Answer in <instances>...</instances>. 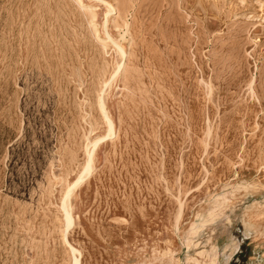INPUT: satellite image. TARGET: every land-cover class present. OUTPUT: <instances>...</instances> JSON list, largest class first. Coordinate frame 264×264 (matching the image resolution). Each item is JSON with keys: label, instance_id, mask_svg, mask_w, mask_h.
Masks as SVG:
<instances>
[{"label": "rangeland", "instance_id": "1", "mask_svg": "<svg viewBox=\"0 0 264 264\" xmlns=\"http://www.w3.org/2000/svg\"><path fill=\"white\" fill-rule=\"evenodd\" d=\"M75 258L264 264V0H0V264Z\"/></svg>", "mask_w": 264, "mask_h": 264}, {"label": "bare ground", "instance_id": "2", "mask_svg": "<svg viewBox=\"0 0 264 264\" xmlns=\"http://www.w3.org/2000/svg\"><path fill=\"white\" fill-rule=\"evenodd\" d=\"M113 9V8H112ZM111 14V13H110ZM114 14V13H113ZM107 15V14H106ZM106 31V30H105ZM108 35V34H107ZM126 41V40H125ZM120 49V51H121V55L123 56V53L125 52L124 50H123V48L121 47V48H119ZM118 67H119V65H118ZM118 69V68H117ZM120 73V72H119ZM117 77V76H116ZM115 78V77H114ZM102 109H103V111H104V113H105V117H106V120H107V125L109 126L108 128H109V134H108V136H111V135H113L114 134V124H113V122H112V120L110 119L111 117H109V115H108V113H107V111H106V109H105V106H104V104H102ZM88 120V119H87ZM91 129V128H90ZM102 139L103 138H101V140H97L96 142H94V144H93V148L92 149H95L96 148V146L102 141ZM94 154L91 152V154H90V156H89V160H88V163H87V165H86V167H85V169H84V171H83V173L78 177V179L72 184V186L70 187V189L68 190V192H67V194H66V197H65V200H64V202H63V208L64 209H67V201L69 200V198H70V196H71V193L73 192V190L75 189V188H77V186H79L80 185V183L84 180V178H85V176H87L88 174H90V172H91V170H92V164H93V156ZM71 185V184H70ZM224 197V196H223ZM218 208V207H217ZM66 223H67V227H70L71 226V224H72V218H71V214H70V212L69 211H66ZM73 249V248H72ZM212 250V249H211ZM213 250H215L214 248H213ZM73 252L74 253H79V252H77V250H75V249H73ZM206 253V252H205ZM213 253V252H212ZM216 253V252H215ZM199 254H201V253H199ZM209 254V253H208ZM208 254H207V256H208ZM217 254V253H216ZM204 255V254H203ZM213 256V255H212ZM216 256V255H215ZM204 257V256H203ZM217 258V257H216ZM204 259V258H203ZM214 259V258H213ZM195 260H197V259H195ZM211 260H212V258H211ZM209 261V260H208ZM217 261V260H216ZM207 263V262H206ZM210 263V262H209ZM216 263V262H215ZM74 264H79V258H75V262H74ZM201 264V263H200Z\"/></svg>", "mask_w": 264, "mask_h": 264}]
</instances>
